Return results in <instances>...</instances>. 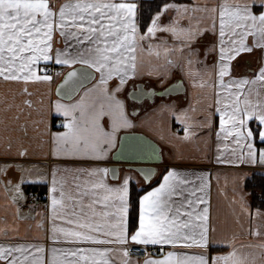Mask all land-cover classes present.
<instances>
[{"label": "snow or ice", "instance_id": "1", "mask_svg": "<svg viewBox=\"0 0 264 264\" xmlns=\"http://www.w3.org/2000/svg\"><path fill=\"white\" fill-rule=\"evenodd\" d=\"M55 77L47 114L15 115L22 135L0 139V184L13 204L26 198L28 158L48 149L36 177L48 185V242L2 241L0 264H264V241L236 246L235 232L218 234L210 172L165 165L156 186L139 189L133 215V184L157 172L109 164L125 154L163 163L165 145L207 149L215 136V163L233 169L237 226L246 219L248 234L264 238V205L253 212L244 185L246 169L264 172V0H0V81L31 97L30 85L50 92ZM53 113L62 130H52Z\"/></svg>", "mask_w": 264, "mask_h": 264}, {"label": "crops", "instance_id": "2", "mask_svg": "<svg viewBox=\"0 0 264 264\" xmlns=\"http://www.w3.org/2000/svg\"><path fill=\"white\" fill-rule=\"evenodd\" d=\"M186 2H191L187 0ZM57 46H62L58 44ZM258 55V53H257ZM251 59L248 56H245L240 60L238 69L242 70L245 64V61ZM254 66V64H253ZM59 70L60 66L50 65ZM62 77H55L51 86V91L49 92L48 85L46 84H34L29 86V91L32 93L31 97H26L21 94L20 89L21 85L14 83L0 81V139L6 136H11L13 138L22 135L18 131V126L13 122L12 118L19 114L21 116L20 123H23L25 119H34L37 118L36 110L39 109L42 113L47 114L49 106V98L51 100H56V86L60 83ZM191 93V89H189ZM31 99L33 101L34 107L28 109L24 104V99ZM174 101H177L181 106H184L186 101L182 95H175L172 97ZM41 100L43 101L41 103ZM5 103L13 105L11 110L5 112ZM148 103H151L149 101ZM23 108V113L18 111V108ZM31 111L32 117H27V113ZM62 117L58 114H51L48 116V122L52 127L53 131L62 130L58 128L55 124L57 121H61ZM7 125V129L5 128ZM156 125L153 124L152 127ZM43 127V125H41ZM179 128V125L173 121V131H176ZM133 133H141L147 137L153 139L155 142L160 144V141L156 136L152 135L146 129H135ZM29 137H34L35 133L33 132L31 125H29ZM179 135H183V132L180 131ZM33 145L39 143V139H34L32 141ZM175 147L171 145L164 146V161L160 164H154L152 166L156 167L157 175L153 178L150 184L144 183L141 180L140 184H133L131 198H137V211H138V196L143 195L142 191H139L140 188H143L145 191L151 187L156 186L158 180L160 179V173L163 172L165 165L176 166L181 169H188L195 171L197 173L204 171L211 173V193H210V214L212 223L218 229V234H227L231 235L233 232L237 234V239L235 241L236 246L240 245H249V244H260L264 241V238L253 237L248 234L247 220L244 221V229L241 230L236 223V216L239 212V208L231 203L232 199V167L229 165L216 164L214 161L215 156V136L212 137L207 149L202 142L199 140L192 142H173ZM47 147L43 150L36 148V154L28 158V164L33 166V171L30 177L22 185V188L25 192V199L19 200L17 204H13L9 199L11 193H6L4 191L3 185L0 184V242L5 240L10 241H22L27 240L30 242H42L47 243L46 234L48 226V195L47 188L48 185L43 180H37L36 177L40 172H47L48 165L51 161L50 157L44 155L47 152ZM207 152V158H204L202 155L204 152ZM179 153L183 156V159H175L176 154ZM132 162H116L114 156L110 159V166H118L121 171L127 169L129 164ZM135 166H151L150 164L144 163H132ZM247 177L244 181L245 191L246 183L252 177L259 176L264 178V172L259 168H249L246 169ZM138 175V174H136ZM9 176L11 179L16 182L19 178V173L10 172ZM248 192V191H247ZM249 193V192H248ZM248 203L251 205V194L247 197ZM254 212L255 209L252 208ZM42 225V226H41ZM4 230H7V237L3 235ZM230 249L227 246H224L220 249L222 252H227ZM252 250V249H245ZM258 251V249H256Z\"/></svg>", "mask_w": 264, "mask_h": 264}, {"label": "trees", "instance_id": "3", "mask_svg": "<svg viewBox=\"0 0 264 264\" xmlns=\"http://www.w3.org/2000/svg\"><path fill=\"white\" fill-rule=\"evenodd\" d=\"M187 0H182V2H186ZM264 187V178H260L259 176H254L246 183V190L251 194V206L253 209L256 207H261L264 205V193H262L261 189ZM133 201V215L137 212V198L132 197Z\"/></svg>", "mask_w": 264, "mask_h": 264}, {"label": "water", "instance_id": "4", "mask_svg": "<svg viewBox=\"0 0 264 264\" xmlns=\"http://www.w3.org/2000/svg\"><path fill=\"white\" fill-rule=\"evenodd\" d=\"M175 96V95H173ZM133 135H143L145 137L146 140H151V141H154L153 139L147 137L146 135L144 134H141V133H133ZM155 142V141H154ZM157 143V142H156ZM158 144V143H157ZM114 159L116 162H132V163H144V164H150L151 166L149 167H152L153 169L156 170V167L152 166L154 164H160V163H157V162H152V161H147V160H142V159H137L135 157H133L132 155L130 154H125L123 156H114ZM117 168H119L118 166H115ZM136 167H148V166H136Z\"/></svg>", "mask_w": 264, "mask_h": 264}, {"label": "built area", "instance_id": "5", "mask_svg": "<svg viewBox=\"0 0 264 264\" xmlns=\"http://www.w3.org/2000/svg\"><path fill=\"white\" fill-rule=\"evenodd\" d=\"M55 125H56L58 128H60V127H59V125H60V121H58Z\"/></svg>", "mask_w": 264, "mask_h": 264}]
</instances>
